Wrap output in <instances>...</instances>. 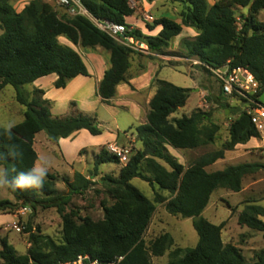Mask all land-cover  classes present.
Segmentation results:
<instances>
[{"label": "trees", "instance_id": "16d2710c", "mask_svg": "<svg viewBox=\"0 0 264 264\" xmlns=\"http://www.w3.org/2000/svg\"><path fill=\"white\" fill-rule=\"evenodd\" d=\"M145 1L153 3L156 0ZM172 1L182 6L181 23L164 17L147 28L150 32L161 28L157 36H147L134 29L127 32V37L145 42L151 52L160 53L182 34L184 27L191 28L198 35L181 43L187 59H196L201 69L209 73L206 67L218 69L230 64L244 68L259 83L261 95L264 92V24L258 22L256 16L264 10V0H219L212 6L208 0ZM83 5L97 19L125 25L128 29L132 27L126 20L135 12L127 0H83ZM236 7H249V17L241 30L238 29ZM0 30L3 32L0 35V93L12 86L17 102L25 108L22 122L9 129L0 128V167L8 171L11 182L18 173L35 167L37 134L45 132L48 140L56 143L82 130L95 137L102 135L95 118L80 111L54 118L52 103L44 98L43 90H34L32 96L24 91L25 86L51 75L57 76L54 87L58 90L65 89L77 77H89L81 55L61 44L59 39L65 38L84 49L102 48L109 53L110 67L97 88V96L108 106L116 97L117 87L129 84L132 78L133 50L100 31L85 17L60 18L50 4L41 0L32 1L21 13L15 12L9 0H0ZM154 86L156 94L149 104L147 122L135 129L143 150L136 152L122 168L119 178L101 179L113 201L111 206L101 202L104 219L95 222L89 217L81 218L77 211L68 212L73 196H83L95 185L80 173L74 174L73 180L63 179L68 190L65 195L57 193V177L53 174L45 175L40 188L13 190L9 186L8 192L15 202L0 200V214H12L25 207L34 215L39 208L56 209L62 220L63 239L56 242L35 234L28 225L26 233L30 247L27 254L18 255L7 239H3L2 264H66L81 256H90L100 264H153V258L164 257L173 248L174 240L171 235L164 234L149 244L145 241L156 207L132 186L134 179L168 192L169 199L156 194L155 203L164 204L172 216L192 220L198 234L194 248H176L169 253L165 264H264V252L257 262H247L239 248L223 243L225 224L216 226L203 217L216 190L239 193L244 178L264 171L262 164H241L207 172L208 167L225 158L226 152L234 151L251 139H261L260 131L249 115L225 104L231 113L238 114L229 127V140L220 150L204 155L185 168L167 147L189 151L215 144L220 126L213 121L212 112L200 109L171 121L170 117L186 106L191 90L159 79L154 81ZM219 88L221 90L220 85ZM221 95L228 101L222 90ZM257 102L264 107L260 98ZM146 150L151 152L145 155ZM108 163L119 164V161L103 149L95 158L93 176L97 177L99 168ZM262 218L263 208L247 205L238 216V224L264 236Z\"/></svg>", "mask_w": 264, "mask_h": 264}, {"label": "rangeland", "instance_id": "374dc122", "mask_svg": "<svg viewBox=\"0 0 264 264\" xmlns=\"http://www.w3.org/2000/svg\"><path fill=\"white\" fill-rule=\"evenodd\" d=\"M9 1L15 12L21 13L34 0ZM41 1L50 4L60 18H72L64 9L57 7V0ZM139 1L140 10L138 15L134 14L133 17L135 18L131 21L134 23L135 19V24L139 25L138 29L144 32L145 35L154 36L147 28L152 26L154 21L161 18L167 17L177 23H181L180 13L182 6L180 4L172 0H156L150 3L151 6H147L144 0ZM235 11L238 19V29L241 30L245 20L249 17V7H236ZM144 14H149L153 21L144 20ZM256 20L264 24V10L258 13ZM2 33V30H0V35ZM197 35L194 30L190 31L188 35L183 33L172 40L168 49L160 53L151 52L145 42L134 40V43L130 44L133 50L131 56V77L143 71L144 63L149 64L152 62L159 66L161 70L158 76L159 80L191 90L186 106L173 114L170 117L171 121L190 116L194 111L200 109L212 112L213 121L220 126L219 138L215 144L189 151L171 149V155L185 168L191 166L204 155L220 150L222 145L229 140L230 124L238 117V114L231 113L225 104H228L230 108L240 109L239 104L237 105L231 100H224L219 84L211 73L201 69V65L194 62L196 59H187V53L181 43L184 39H193ZM59 41L61 44H67L65 38H60ZM70 46L81 55L88 72L91 73L89 77H92L93 80L97 78L101 71L105 72L109 69L110 55L102 48L84 49L71 43ZM55 76L51 75L47 78ZM41 84L44 89L49 90L51 98L57 101L54 107V103L51 101L54 118L68 117L76 111H80L98 120V126L104 132L102 137L92 136L85 130L73 134L68 143H62L64 153L59 145L60 140L57 143L49 141L45 132L36 135L34 144V149L40 158L37 166L46 167V174H53L57 177L56 191L58 194L65 195L68 193L63 179L73 180L76 173L82 174L95 183L83 196H73L68 206V212L77 211L81 218L89 217L95 222L102 221L104 219V211L101 207V202H106L108 206H111L113 201L103 188L101 179L104 177L119 178L124 165L117 163L102 165L99 168L98 176L94 177L95 158L109 144L108 142L102 143L107 139L105 137L106 132L116 136L118 138L116 143L118 144H123L126 141L125 134H127L129 137L136 139L134 144L135 153L142 151L143 146L137 140L135 129L137 125H143L147 122V113H149L150 107L145 104L143 108L133 113L134 116L127 113L128 110L125 107L117 104L113 105L111 102V106L118 108V110H112L105 107L101 101L102 105L99 99H95V96H98L97 93L96 95L92 93V90L86 91L87 93L85 92L84 96L80 98V105L77 106L75 101L68 102L65 105L66 100L62 98L63 94L60 93V89L58 90L54 87L55 83L50 86V82L44 79ZM36 89L38 88L35 85L24 87V91L29 93L30 96ZM44 98L46 99L45 96ZM68 108L69 112H67ZM24 112L25 108L16 100V90L12 86H7L0 93V128L9 129L19 124L24 119ZM257 128L261 133L260 140L251 139L245 145H238L234 151L226 152L225 158L208 167L207 172L223 171L227 167L241 164L264 165V124ZM99 143L101 144L98 145ZM162 164L164 163L162 162ZM143 170H145V167H143ZM0 177L10 182L8 171L1 167ZM131 184L147 199L152 201L156 207L151 224L144 237L147 244L164 234L171 235L174 240L173 248L164 257L153 258V264L167 263L169 253L176 248L187 249L194 248L197 245L199 237L192 225V220L172 216L166 211L164 204L155 203L156 194L169 199L170 195L168 192L161 191L157 186L153 189L147 182L140 179L132 180ZM8 188V184H0V200L15 202L13 196L9 194ZM247 205H256L264 209V171L244 178L242 190L239 193L225 189L216 190L203 213V217L216 226L224 223L225 226L222 230L223 243L236 246L242 251L247 262L255 263L259 255L264 252V236L260 232L241 227L238 224V216ZM17 212L7 215L0 214V250L2 249V240L7 239L9 245L14 247L18 255H26L27 243L29 244V234L26 233L28 225L31 226L32 232L35 234L50 237L56 242L62 241L63 225L56 209L39 208L35 215L31 210L29 214L23 217L17 215ZM262 220L264 221V218ZM15 224L22 227L21 233L16 231ZM0 264H2L1 259Z\"/></svg>", "mask_w": 264, "mask_h": 264}, {"label": "built area", "instance_id": "2783aa9c", "mask_svg": "<svg viewBox=\"0 0 264 264\" xmlns=\"http://www.w3.org/2000/svg\"><path fill=\"white\" fill-rule=\"evenodd\" d=\"M129 7L138 15L139 12V0H127ZM57 7L62 8L66 13L71 16H82L90 20L100 31L107 34L121 45L131 48V43H134V39L127 37V32H131L135 28L128 29L125 25H117L109 21L100 20L95 18L83 5V0H57ZM144 20L153 21V18L149 14L143 15ZM196 64L201 65L200 62L194 60ZM210 73L215 77L218 84L221 86L223 95L232 102H235L241 109V112L246 113L251 117L252 123L259 127L264 124V107L258 103V99L261 98L264 92L260 95L261 89L259 83L254 76L246 69L241 67H232L227 64L221 68L214 69L206 67ZM241 103V104H240ZM232 124V123H231ZM230 124V125H231ZM126 141L123 144L116 142L109 143L107 145V152L115 157L119 164L126 165L131 158L136 154L134 150L135 140L129 137L127 134ZM30 208H21L17 215L21 217L29 214ZM15 229L18 233L22 232V227L15 224ZM66 264H100L98 260H93L90 256H81L77 261Z\"/></svg>", "mask_w": 264, "mask_h": 264}, {"label": "crops", "instance_id": "0c3cea01", "mask_svg": "<svg viewBox=\"0 0 264 264\" xmlns=\"http://www.w3.org/2000/svg\"><path fill=\"white\" fill-rule=\"evenodd\" d=\"M217 1H219V0H208L209 4L211 6L214 5ZM145 3L147 6H151V4L148 3L147 1H145ZM133 18H135V17L129 18L126 21L128 24L132 25L133 28L137 27L135 29H138L139 25L135 24V19H134V23L131 21ZM160 30H161V28L156 29L155 31L152 32L153 33L152 35L157 36L158 33L160 32ZM192 30L193 29H191V28H185L184 27L182 34L184 33V35H185V33H186V35H188L190 33V31H192ZM185 31H187V32H185ZM66 42H67V44H64V45L71 47L70 42H68L67 40H66ZM160 72H161V70H160L159 66H156L155 63H152V62H150L149 64L144 63L143 64V71L141 73H139L138 75L132 76V78L129 81V84L124 83V84H120L117 87L116 97L112 100V104L113 105L117 104L118 106L125 107L128 110L127 113H129L130 115L133 113H136V111H138V109L143 108V106L145 104L149 106L151 100L153 99V97L156 94V87L154 86V81L158 79ZM104 73H105L104 71H101L95 80H93L92 77H82V76L77 77L76 79L72 80L67 85V87L65 89H60V93L63 94L62 98H64V100H66L65 105H67L68 102H71V101H75L77 103V106L80 105L81 104L79 101L80 98H82L84 96L85 92L86 91L88 92L89 90L90 91L92 90V93H94L96 95L97 88L99 86V83L103 79ZM89 75L91 76L90 72H89ZM44 79L48 80L51 84L50 86H52L57 81V76L52 77V78H47V77L42 78V79L36 81L32 85H35V87L38 88L36 90H42L43 89V91H45V94H46L45 95L46 99L49 101H52L54 103L53 104V107H54L57 104V101L54 98H51V96L49 94L50 93L49 90H46V88L44 89L42 87L41 82ZM95 99H99V101L101 103V99L99 97L95 96ZM113 105L108 106V105L104 104V106L109 108V109L118 110V108L113 107ZM52 112H53V108H52ZM67 112H69V108H68ZM227 112L229 113V111H227ZM147 115H148V113H147ZM137 126H139V125H137ZM103 134H104V132L102 133L101 136H98V137H102ZM105 137L107 139H106V141H104L102 143H107V142L113 143V142H116L118 140V138H116V136H114L113 134H111L109 132H106ZM69 140H71V139L68 138V139H61L60 140L59 145L61 146L63 153H64V150H63V144L62 143L66 144L69 142ZM34 144H35V140H34ZM100 144L101 143H99L98 145H100ZM57 147H59V146H57ZM167 149H168L169 153L171 154V149H173V148L168 146ZM176 151H180V150H176ZM37 155H38V153H37ZM39 161H40V158L38 155V161L36 162L35 167H37V165L39 164ZM29 246L30 245L27 243L26 252L29 249Z\"/></svg>", "mask_w": 264, "mask_h": 264}, {"label": "clouds", "instance_id": "9594fccd", "mask_svg": "<svg viewBox=\"0 0 264 264\" xmlns=\"http://www.w3.org/2000/svg\"><path fill=\"white\" fill-rule=\"evenodd\" d=\"M46 167H34L28 172H20L11 182L0 177V184H8L13 190L20 188H40L43 185L44 177L46 175Z\"/></svg>", "mask_w": 264, "mask_h": 264}, {"label": "water", "instance_id": "95a60500", "mask_svg": "<svg viewBox=\"0 0 264 264\" xmlns=\"http://www.w3.org/2000/svg\"><path fill=\"white\" fill-rule=\"evenodd\" d=\"M261 102L264 104V94H263V96H262V98H261ZM150 152H151L150 150H146L145 155H147V154L150 153ZM195 220L197 221L198 218H195ZM32 263H35V261H32Z\"/></svg>", "mask_w": 264, "mask_h": 264}]
</instances>
